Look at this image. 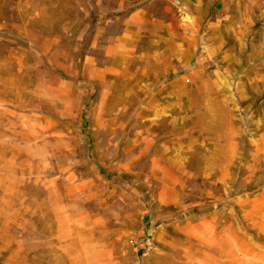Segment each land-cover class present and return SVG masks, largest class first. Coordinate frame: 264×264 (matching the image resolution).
<instances>
[{"label": "rangeland", "instance_id": "374dc122", "mask_svg": "<svg viewBox=\"0 0 264 264\" xmlns=\"http://www.w3.org/2000/svg\"><path fill=\"white\" fill-rule=\"evenodd\" d=\"M264 0H0V264H264Z\"/></svg>", "mask_w": 264, "mask_h": 264}, {"label": "crops", "instance_id": "0c3cea01", "mask_svg": "<svg viewBox=\"0 0 264 264\" xmlns=\"http://www.w3.org/2000/svg\"><path fill=\"white\" fill-rule=\"evenodd\" d=\"M264 192V191H263Z\"/></svg>", "mask_w": 264, "mask_h": 264}]
</instances>
